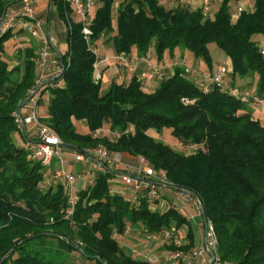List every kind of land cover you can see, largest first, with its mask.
Wrapping results in <instances>:
<instances>
[{"label": "trees", "instance_id": "1", "mask_svg": "<svg viewBox=\"0 0 264 264\" xmlns=\"http://www.w3.org/2000/svg\"><path fill=\"white\" fill-rule=\"evenodd\" d=\"M9 1L22 0H0V15ZM99 1L89 24V43L68 4L51 2V12L65 24L66 50L59 51L63 84L49 89L47 112L40 120L65 148L84 152L103 144L111 153L143 157L165 174L168 184L199 197L225 264H264V125L229 90L212 85L203 92L179 66L151 91L135 76L103 89L101 80L93 78L96 54L90 47L105 37L117 53L147 56L154 47L158 59L181 48L211 66L208 43L215 42L229 57L231 73L253 77L255 93L262 97L264 54L255 36L264 39V0H252V11L243 10L237 17L231 0H221L206 13L202 7L180 3L165 8L160 0H122L115 27L111 0ZM14 34L11 28L0 30V260L6 255L2 264H83L77 256L95 264H153L127 254L114 237L128 225H140L151 235L186 225L188 242L171 241L164 249L189 251L195 241L186 216L174 206L163 212L151 208L145 191H139L136 200L112 193L116 170L107 165L95 175L93 185L78 191L71 217L64 216L63 185L44 186V165L31 159L14 135L25 137L14 114L35 83L37 57L31 43L16 51L18 62L9 67L5 43ZM74 119L86 121V133L76 130ZM104 123L115 133L113 139L95 135ZM163 128H170L181 143L202 147L180 153L151 132ZM177 264L184 262L178 258Z\"/></svg>", "mask_w": 264, "mask_h": 264}, {"label": "built area", "instance_id": "2", "mask_svg": "<svg viewBox=\"0 0 264 264\" xmlns=\"http://www.w3.org/2000/svg\"><path fill=\"white\" fill-rule=\"evenodd\" d=\"M72 11L79 18L82 23V33L87 43H89V37L91 35V29L89 24L92 16L91 11L94 5L99 0H63ZM122 0H111V10L117 12L119 3ZM193 0H178L180 4L185 6L191 5ZM215 0H203V11L206 13L210 5ZM248 0H238L235 7L233 16L237 17L243 10V3ZM116 16V13H115ZM41 21L34 14L33 8L27 3L22 6L9 8L3 18V22L0 26L1 31L12 29L14 26L20 27V30L26 32L30 37H39L42 42V46L37 49L36 57V78L30 93H33L32 97L21 108V117L15 112V122L19 129H22V120L26 127L25 141H22L20 145L28 151V155L33 160H40L45 166H52L50 176L53 179H61L62 185L65 186L66 191V207L64 208V216L71 217L75 204L77 203L79 196L74 190L73 186L75 181L81 176V173L75 172L73 166L75 164H82L86 171L91 173V179L88 181V186L93 185L94 177L98 172L104 170L105 166H109L111 169L116 170V176L124 186L131 187L136 195L139 191H145L148 204L151 208L154 207V203L160 198V190L166 188L167 183L165 174L162 171H156L143 157L139 156V165L134 171L132 167L126 166L119 168L121 163V157L117 153H111L105 146L98 145L96 147L86 148L84 152L71 150L65 148L61 139L54 133V131L43 121L40 120L41 104L42 101L48 103L49 97L43 99L44 93H49L50 88L62 86L63 82L59 79L62 72V65L59 62L57 52L53 49L47 39L45 33H39L41 27ZM40 34V35H39ZM96 54V47L94 44H90ZM259 49L264 54V47L259 44ZM123 53V52H122ZM116 58L124 59L123 54H119ZM108 62L107 57L98 58L93 63V78L95 80L101 79L100 68L106 65ZM148 70H145L140 74L138 78L143 89L148 90L154 86L157 78L161 75L162 67L158 63H153L150 57L145 59ZM183 74L193 81L203 92H208L212 85H217L223 89H227L230 93L236 95L242 102L250 105H258L264 101V96H258L254 89H239L237 87H231L227 82V75L229 74V68L225 64H219L214 71L202 72L198 67H193L182 64ZM122 79V75L119 76ZM184 102L188 100L184 99ZM30 127V131L28 130ZM98 133V129L95 131ZM73 165V166H72ZM178 198L182 202L183 208L189 216L191 212L189 207L194 205L198 213H200V206L198 201L183 192L176 191ZM204 239L197 247L194 255L186 260L185 264H225L217 253V240L214 233L213 224L207 219V224L204 225ZM175 229L168 228L161 231L163 240L171 237L172 232ZM155 239L158 238V234L153 235ZM162 241V239H161ZM173 254V253H172ZM181 251L176 250L172 255L173 258H179Z\"/></svg>", "mask_w": 264, "mask_h": 264}, {"label": "crops", "instance_id": "3", "mask_svg": "<svg viewBox=\"0 0 264 264\" xmlns=\"http://www.w3.org/2000/svg\"><path fill=\"white\" fill-rule=\"evenodd\" d=\"M3 1L5 2L8 0H3ZM162 2H163V0L161 1V3ZM217 2H218V0H215L210 5L209 9H212V8L215 9V5ZM237 2H238V0H235L234 6H232L233 12L235 11V7L237 5ZM178 3H179L178 0H166L165 3H163V5L167 4V8H170V7L177 5ZM202 5H203V0H193L190 7L192 9H196V8H201ZM243 8L246 11H252V0L245 1V3H243ZM53 13L55 15V17H54L55 22L59 23L60 21H59L57 14L54 11L49 12V7H48V14L46 16V21L42 20L39 17V14L36 15V17L44 25V31H45L46 35H47L48 31L50 33V22H51ZM43 25H42V27H43ZM13 32L16 33V34H14V37H16V42L11 46V49L13 51H15L14 50L15 46H20V47L24 46L25 47V46L31 44V40L29 39V37H27L28 35L26 34V32L20 31V29H19V32H18V30L13 31ZM22 32L26 35H20ZM62 35H63L62 38L65 40V24H64V30H63ZM59 37H61V36L59 35ZM255 37H256V39H258L260 41V44L264 47L263 37H261L260 35H256ZM51 39H52V41H54V44H55V38L53 36H51ZM106 41L107 42L105 44L107 47L105 48V51L100 55L96 54V56L98 58H103V57L108 58L107 64L103 65L100 68V76H101L100 80H101V86L103 89L107 88L109 86V84L112 82H115V81L119 82V76L120 75H123V77L126 78L127 80H129L133 76L139 78L140 74L142 72H144L145 70H148V66L146 65V62H145V59L147 56L151 58L153 63H158L162 67L161 75L157 78L156 82H158L160 79H165V78L172 76V74L174 73V68L177 66L182 68L183 62L189 66L198 67L202 72H205V73L214 71L216 66L221 64L219 62V63L214 65L212 63V59H211V66H208L204 61H203L204 64L202 63L201 58H195L190 51H188L186 49H181V48H175L173 50V52L165 53V55L162 59H158L156 56L153 57L151 55V51H152L153 47L149 50V52L147 53V56L137 55L136 52L117 53L115 51V48L113 46L112 41H110V40H106ZM210 43H208V49H210ZM94 45H95V47L97 46V41L94 43ZM5 48H6V46H5ZM209 53H210V51H209ZM119 54H123L124 59L116 58V56ZM4 55L6 58L8 57V59L10 58L8 55H6V53ZM17 62L14 61V59H11V61H10L11 65H9V67L14 66ZM225 64L227 65V67L230 70V72L226 78L228 84L231 87H237L239 89L248 88L246 84L250 80V78H252V77L248 76V77L241 78L237 75H233L231 73V61H230L228 56L226 57ZM254 87H255V80L253 78V86L249 87V89H255ZM41 107L43 109L42 115H45L47 112V103H45L43 101L41 104ZM247 107H248L249 111L251 112L252 117L254 119H258L260 123L262 120H264V101L258 105L247 104ZM80 122L84 126L87 127L86 121L84 119H80ZM73 124H74V120H73ZM261 124L264 125L263 123H261ZM101 131L106 135V137H109V138H110V136H109L110 134H115L114 132H111L109 130V125L106 123H104L103 126L98 129V133H95V135L102 134ZM86 132H87V130L84 132H80V133L84 134ZM151 132L153 134V131H151ZM23 139H24V137H23ZM120 157H121V163L119 165V168H124L126 166H130L133 168L134 171L136 170V167L139 165L138 157L129 156L127 154H121ZM73 167H74L73 169L75 172L81 173V178H78L75 181L74 186H73L74 190L78 193L79 190H82V189H85L86 187H88V181H86L85 176L82 174V173L86 172V169L84 168V166L82 164H75ZM122 195H124V197L129 199V200H134L136 193L131 187L124 186V189L122 191ZM157 200H159L158 204L156 203ZM157 200L155 201V203H154L155 207H153V208L159 210L160 212L165 211L170 206H174L176 209L181 211L186 216V218L190 221L192 228H193V231H194L195 244L193 247H195V246L198 247V245L204 239L203 221H202L201 214L200 213H198V214L192 213V211L190 210V212L192 213L191 216L187 215V212L183 208L182 202L178 198V194H177L176 190H173L171 188L166 187V188L161 189L160 190V198ZM184 226L186 227V230H187V226L186 225H184ZM170 228H172V229L174 228L177 230L181 229L180 227H176L175 225H172ZM129 230H132V228H130ZM173 232H172V234H173ZM147 237L149 238L148 241H150L151 243L155 242V237L153 235L149 234V235H147ZM196 247L193 250H195ZM127 250H131V249L128 248ZM161 251H163V250H161ZM126 252H127V254H131L128 251H126ZM133 257H135V256H133ZM187 257L183 256V258H182L183 262H185L187 260ZM136 258H142V257L137 256Z\"/></svg>", "mask_w": 264, "mask_h": 264}, {"label": "rangeland", "instance_id": "4", "mask_svg": "<svg viewBox=\"0 0 264 264\" xmlns=\"http://www.w3.org/2000/svg\"><path fill=\"white\" fill-rule=\"evenodd\" d=\"M162 0H160L161 3ZM166 0H163V3H165ZM221 0H218V2L216 3L215 7H218L220 4ZM24 3H27L29 6H31L33 8L34 14L38 15L39 17L46 21V16L48 14V3L49 0H22L20 2L11 4L9 8H14V7H19L22 6ZM235 0H231L230 4L231 6H234ZM101 2H97L96 5H94L92 11H91V16H94V13L96 11V9L100 6ZM171 5V4H170ZM164 7L167 8V4H164ZM202 8H204V6L202 5ZM115 11L112 10V26L115 27L116 24V20H115ZM54 13L52 14V19L50 22V35L53 36L55 38V44L58 47V51L60 52H64L66 50V43L65 40L62 38L63 37V30H64V22L59 18V23L55 22L54 20ZM74 19L79 20V18L76 16L74 17ZM43 24H41L40 27V32L39 33H45L44 31V25L42 27ZM20 27L18 26H14L12 28L13 31L19 30ZM43 29V30H42ZM23 31V30H20ZM24 32V31H23ZM21 33L20 35H26L24 33ZM46 34V33H45ZM61 37H59V35ZM40 35V34H39ZM29 37V39L31 40V43L36 47V50L38 48H40L42 46V42L40 41L39 37ZM16 42V37L10 36L6 43H5V53L6 55H8L10 58L7 59L9 60V65L11 59H14V61L17 62V58H16V51L17 50H21L24 46L20 47V46H15L13 51L11 49V46ZM54 42V41H53ZM106 38L105 37H100L97 40V46H96V54L100 55L105 51L106 46ZM112 51V50H111ZM210 56L212 59V63L215 65L217 63H221V64H225V60L227 55L225 54V52L220 49L218 47V45L215 42H211L210 43ZM151 55L154 57L156 56V52L155 49L153 47L152 51H151ZM12 57V58H11ZM202 60V63L204 64V60ZM204 61V62H203ZM226 65V64H225ZM130 80V79H129ZM129 80H127L126 78L123 77L122 75V79H119V82H128ZM247 87H252L253 86V77L250 78V80L247 82ZM155 86H157V82L154 84V86L150 89H148L147 91H151L153 89H155ZM49 93H44L43 95V99L46 97H49ZM43 102V101H42ZM43 113V109L41 107V114ZM261 123L264 124V120L261 121ZM74 126L75 128L79 131V132H84L87 130V127L84 126L80 120H76L74 119ZM28 130L30 131V127H28ZM102 132V131H101ZM16 137V141L17 143H21L22 141H25L23 139V137L19 134V133H15L14 134ZM153 135L156 137L157 140L162 141L163 143H165L166 145L170 146L171 148H173L174 150L180 152V153H185V154H189L192 152H195L196 150H198L199 148L202 147V144H184L181 143L172 133H171V129L170 128H163L161 129V131L156 132L153 130ZM98 136H106L103 132L102 134H99ZM111 139H113L115 137V134H110L109 135ZM99 145H103V144H99ZM104 146V145H103ZM73 166V165H72ZM74 168V167H73ZM53 167L52 166H45L43 167V171H44V175H45V182H44V186H48L49 184H52L54 188L57 187L58 184H63L61 179H53L50 174L52 171ZM74 170V169H73ZM78 170V169H77ZM85 176L86 181H89L91 179V173L86 171L85 173H82ZM83 176V177H84ZM79 178H81V176H79ZM64 187V191H66L65 186ZM124 189V185L121 183V181L119 180L118 176H115L112 179V184L110 187V191L112 193H120L122 194V191ZM157 204L159 203V200H157L156 202ZM158 206V205H157ZM155 207V206H154ZM189 209L192 211V213H196L198 214L197 209L195 208L194 205H191L189 207ZM188 215V214H187ZM130 228H132V230H129ZM181 229H175V231L173 232V234L171 235L170 238L163 240V236L162 234H158V238L155 239V242L151 243L149 240V238L147 237V235H149L147 232H145L142 227L140 225H136V226H127L125 229V232L123 234H118V233H114V237L117 239V241L119 242V244L123 247V249L125 251H128L129 253H131V255L137 257H142L143 259H146L150 262H152L153 264H177V259L173 258L172 255L175 253V251H168L166 249H164L165 245H168L171 241L176 242L177 245H180L182 243H186L188 242V239L186 237L187 234V230L186 227L183 225L182 227H180ZM204 230V228H203ZM162 239V241H161ZM143 241V242H142ZM201 244V243H200ZM199 244V245H200ZM198 245V246H199ZM196 247V246H195ZM195 247H192L188 252H184L182 250L179 259L183 258V256H188L187 259L191 256L194 255L195 250H193ZM131 249V250H127V249ZM163 250V251H161ZM173 253V254H172ZM76 259L78 260L79 263H83V264H95L94 261H89L86 260L84 261L83 258H81L80 256H77ZM186 263V261L184 262V264ZM224 263H228L227 261Z\"/></svg>", "mask_w": 264, "mask_h": 264}, {"label": "water", "instance_id": "5", "mask_svg": "<svg viewBox=\"0 0 264 264\" xmlns=\"http://www.w3.org/2000/svg\"><path fill=\"white\" fill-rule=\"evenodd\" d=\"M51 2L52 0H49V12L51 11ZM13 4V1H9L7 3H5V5L3 6V9H2V13L0 15V26L3 22V18H4V15L6 13V10L7 8ZM47 39H48V42L50 43V45L53 47V49L57 52V56H58V59H59V62L60 64L62 65V61H61V55L56 47V45L54 44V42L52 41L51 39V36H50V33L49 31L47 32ZM33 93H30L29 95H27L17 106L16 108V114L19 115V117H21V108L26 104V102L30 99V97H32ZM22 129H23V133L25 134L26 133V127H25V124L22 120ZM165 186L168 187V188H173L174 190H177V191H180V192H183V193H186L192 197H194L198 203H199V206H200V214H201V217H202V221H203V224L206 225L207 224V216L205 214V211H204V208H203V205L201 203V200L199 199V197L192 191H189V190H186V189H183V188H180V187H174L168 183H165ZM6 257V255H4L1 260H0V264H2V261L3 259ZM99 259H101L100 257H98ZM102 264H105L104 262H102ZM206 264H210V263H206Z\"/></svg>", "mask_w": 264, "mask_h": 264}]
</instances>
